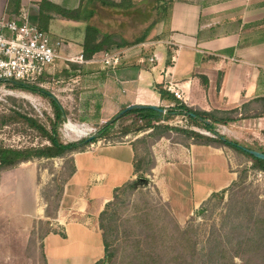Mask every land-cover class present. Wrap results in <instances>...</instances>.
<instances>
[{
  "label": "crops",
  "instance_id": "1",
  "mask_svg": "<svg viewBox=\"0 0 264 264\" xmlns=\"http://www.w3.org/2000/svg\"><path fill=\"white\" fill-rule=\"evenodd\" d=\"M8 2L0 0V18L7 17ZM163 2L167 5L163 13L165 48L150 54H157V61L150 63L147 58L143 64L133 56V63H123L126 49H122L115 52L120 55L117 69L102 67L99 60L103 52L96 53L75 71L70 65L78 64H67L62 58L47 69L45 74L58 76L60 82L62 71L78 73L70 78L78 86L73 84L68 90L76 94V118L80 124L93 125L91 108L100 106L102 112L106 104L105 112L98 118L107 119L108 114L116 112L119 100L125 105L168 106L171 103L160 99L153 89L155 83L163 88L174 84L182 94L180 101L205 111H241L249 102L250 106L259 107L253 100L264 96V0H163L159 9L164 8ZM96 5L108 7L99 0H82V9L92 10L93 14ZM39 6L44 15L52 17L46 23L43 14L39 18ZM79 6L81 0H20L18 12L61 39L66 44L60 52L64 57L69 52L82 51L84 32L71 39L59 33V28L81 23L84 28L79 29L85 31L87 20H71L60 13L76 11ZM130 65L134 66L129 70L130 77L124 79L118 70ZM248 121L264 130V108L260 117L229 124ZM152 150L155 166L149 185L155 186L179 223H185L213 193L237 180L238 171L221 147L186 146L162 138ZM71 157L74 171L64 183L54 217L46 215L44 169L27 161L0 173V230H7L8 248L3 251L0 246L4 261L24 263L32 238L38 247L42 245L44 264H94L104 257L99 215L117 187L137 178L133 146L130 141L92 142ZM46 227L52 231L39 240V232Z\"/></svg>",
  "mask_w": 264,
  "mask_h": 264
},
{
  "label": "trees",
  "instance_id": "2",
  "mask_svg": "<svg viewBox=\"0 0 264 264\" xmlns=\"http://www.w3.org/2000/svg\"><path fill=\"white\" fill-rule=\"evenodd\" d=\"M160 1L162 2L163 0H157L158 3H161ZM99 2L102 6L120 9H127L132 6V0H122L119 3L106 0H99ZM19 4L20 0H9L6 18L9 19L12 16L19 18L22 16L18 12ZM163 6L164 8H160V10L164 12L167 5L164 3ZM43 12L44 9L42 6H39V18ZM60 15L71 20L84 19L89 22L93 16V11L82 9L81 0V8L79 6L76 11H64ZM42 16L43 19L45 18V23L52 18L49 14H43ZM88 22L85 26L81 44L82 54L86 60L91 59L99 52L111 54L133 44L143 42V36L134 41H126L122 38L117 39L113 33L103 32L96 25ZM36 25L40 29L47 31L46 26L39 25L38 23ZM80 65L71 64L70 66L73 69H77ZM133 67V65H130L129 67L121 68L118 70V74H122L124 79L125 77H130L129 70H132ZM107 68L117 69V65ZM45 75L33 82L23 81L29 84L30 87L14 84L11 80L3 82L12 87H18L47 96L45 93L38 91L42 89L38 88V86L41 87L44 83ZM153 89L157 92L160 99L171 103L167 108L162 106L166 109V113H159L152 109H133L126 112L119 119L111 122L110 120L114 115L128 106L123 104L122 100H119L116 112L108 114L109 117L107 119L109 121L98 129L94 134V139L92 141H82L80 145L78 143H63L57 131L56 121H51L48 127L41 124L36 118H31L18 112H15V118L13 116L1 115V127L8 125L9 119H17L18 122L23 121L28 129L36 131L41 140L46 142H42L37 146L25 147L0 144V173L34 158L69 157L70 166L68 173L63 183H57L56 185L57 192L53 196L56 202H49V198L46 195L48 201L46 215L54 217L59 206L64 183L74 171L73 159L71 157L73 152L83 149L100 138H104L105 140L113 137L122 139L128 134L136 135L140 132H146L130 141L134 150L133 166L137 178L117 187L114 190L113 198L106 203L99 215V227L101 229L105 254L102 259L94 264H105L106 257L110 258L107 264H264V213H255L251 209H247L248 212L241 213L243 217L238 220L239 222L230 221L228 225H225L224 229L214 228L206 238L202 249H198L197 228L190 220L182 226L167 210L165 203L157 207L146 199L147 196L141 199L143 203L141 206L136 205L132 217L121 218L119 209L124 205L122 198L126 194L138 192L141 189L140 187L148 182L145 175H150L155 166L150 146L160 138H167L172 143H180L186 146L189 144H201L218 148L228 147L245 155L251 161L254 169L264 172V160L249 155L242 150L241 146L244 145L237 141L229 140L215 131L216 124L227 125L240 119L262 116L264 96L253 100V102L259 104V107H252L249 102L247 105L242 106L241 111L237 108L205 111L186 105L160 84L155 83ZM49 100L54 107V115L57 121L61 120V110L50 97ZM106 107L107 104L104 105V108ZM189 113H193L194 116H191ZM176 115H185L191 124L211 131L214 136L204 135L190 127L168 124L167 121ZM128 117H133L130 124H123L122 122ZM205 120H208L209 123H206ZM117 126L119 128H116ZM141 143L147 144L142 155L138 152V144ZM248 148L264 152V149L260 147L249 146ZM150 156L151 158H149ZM241 180H243L242 175L238 172L237 180L231 186L220 192L213 193L205 204L211 203L216 199L221 201L224 193ZM53 181L56 182L57 180L53 179ZM50 204L53 205V211L49 209ZM50 231H52L50 227L41 230L38 234L39 240ZM32 235H34V231ZM30 241L33 242V238ZM39 247L40 255L44 259L42 245L40 244ZM235 258L238 261H235Z\"/></svg>",
  "mask_w": 264,
  "mask_h": 264
},
{
  "label": "rangeland",
  "instance_id": "3",
  "mask_svg": "<svg viewBox=\"0 0 264 264\" xmlns=\"http://www.w3.org/2000/svg\"><path fill=\"white\" fill-rule=\"evenodd\" d=\"M93 8L94 14L89 22L92 25H96L103 32L113 33L117 39L122 38L126 41H134L143 36V42L125 48L126 55L123 63H133L134 61L132 59L139 58L142 60L143 64H146L144 62L150 57V54L155 51L164 50L165 44L163 41L165 38L163 22L165 16L163 14L164 12L159 9L157 0H137L127 9L100 7V5H96ZM79 27L84 28L81 23H69L66 26H61L59 28V33L71 39L77 38L84 32V29L81 30ZM130 54H132L131 57L129 56ZM75 70L76 68L72 69V71ZM72 71H62L60 73V77L62 78L61 82L58 81V76L47 74L45 75L44 85H41V87L38 86V88H42L38 91L43 93L44 91L50 92L56 96L63 108V112H66H64L65 116H62L61 120L57 121L54 115V107L48 96H43L39 93L18 87H12L4 84V82H0V117L1 115L14 117L15 112H18L28 115L31 118H36L41 124L48 127L51 121H56L57 131L61 141L63 143H78L80 145L82 141L84 142L85 139L94 135L101 126L109 121V119L98 118L102 112H105L104 108L101 112L100 106H98L96 109L94 107L91 108L94 114L91 120L94 123L93 125H82L77 121L76 115L78 111L75 105L76 94H74V91L71 92L68 90L70 87L73 88V84L78 86L76 83H72L70 79L73 74H78ZM74 90H76L75 87ZM67 94L70 95L68 96ZM165 107L167 108V106ZM96 111L100 113L96 114ZM132 118L133 117H128L122 123L130 124ZM69 122L77 125L84 133L78 134L67 130L66 125ZM167 123L190 127L204 135L210 137L214 136L211 131L191 124L185 115H176L171 120L167 121ZM90 128H93L92 130L94 131ZM116 128H119V126ZM215 131L227 139L237 141L244 146L260 147L264 149V130L259 129L257 124H253L249 121L227 125L216 124ZM86 132L88 133L86 134ZM144 133L146 132H140L136 135L128 134L122 139L113 137L105 140L104 138H100L95 142L100 144L124 143L132 141ZM42 142L45 143L46 141H42L36 131L28 129L23 121L18 122L17 119H9L8 125L0 126V144L13 147H25L37 146ZM156 142L150 146V152H153L152 147ZM146 146L147 144H138L139 154H144V148H146ZM223 149L229 155L232 167L241 173L243 180L229 188V190L224 193L221 201L216 199L211 203L203 204L198 211H195L189 216L187 221L190 220L197 228L198 249L204 247L206 238L214 228L224 229L225 225H228L230 221L239 222L238 220L243 217L241 213L244 214L247 209H251L255 213H264V172L254 169L251 165V161L242 153L228 147H223ZM149 158H151V156ZM68 159L69 157L65 156L34 158L30 160L31 164H35L38 168L45 170L44 173L47 177V181L43 189V196L46 201L47 195L49 202H56V200L53 199L54 194L57 192L56 185L57 183H63L68 173L70 166ZM145 176L148 179L147 184L140 187L141 189L138 192L126 194V196L122 198L124 200V205L119 209L121 218L132 217L136 205L141 206L143 204L141 199L146 196V199L157 207L165 203L167 210L175 218L168 203L163 201L155 186L149 185L150 175L147 174ZM53 179L57 181L54 182ZM52 208L53 205L50 204L49 209H51V211H53ZM185 223L180 224L184 226ZM39 226L43 227L41 224ZM6 231V229L0 230V246L2 245L3 251L8 249L5 246ZM25 256L27 259H24V263L22 264H44V259L40 255V249L35 239H33V242H28ZM3 257L5 260L8 258L6 254H4ZM235 261H238V259L235 258ZM0 264H9V261H4V259L0 258Z\"/></svg>",
  "mask_w": 264,
  "mask_h": 264
},
{
  "label": "built area",
  "instance_id": "4",
  "mask_svg": "<svg viewBox=\"0 0 264 264\" xmlns=\"http://www.w3.org/2000/svg\"><path fill=\"white\" fill-rule=\"evenodd\" d=\"M65 46L61 39L54 38L36 24L30 23L24 16L0 18V79L33 82L43 76L57 58H62L67 64L87 62L82 51L69 52L62 57L60 52ZM157 60V54L148 58L150 63ZM99 62L103 68L116 66L120 62V55L103 53ZM165 89L176 98H182L181 92L174 84L169 83Z\"/></svg>",
  "mask_w": 264,
  "mask_h": 264
},
{
  "label": "water",
  "instance_id": "5",
  "mask_svg": "<svg viewBox=\"0 0 264 264\" xmlns=\"http://www.w3.org/2000/svg\"><path fill=\"white\" fill-rule=\"evenodd\" d=\"M5 80L0 79V82H3ZM14 84L17 85H21L24 87H30L29 84L24 83V82H19V81H13ZM44 93L50 97L59 107V109L62 112V116H65L64 112H63V108L61 106V104L59 103L58 99L56 98L55 95H53L50 92H45ZM133 109H152L155 110L159 113H166V109L164 107L158 106V105H154V104H138V103H134V104H130L127 107H125L124 109L120 110L110 121H115L117 119H119L121 116H123L126 112L131 111ZM191 116H194L193 113H189ZM206 123H209L208 120H205ZM94 139V135H91L90 137H88L87 139L84 140V142L86 141H92ZM242 150L245 151L246 153H248L249 155H252L258 159H262L264 160V152L258 151L256 149H252V148H248L245 146H241ZM110 258L106 257L105 259V264H107L109 262Z\"/></svg>",
  "mask_w": 264,
  "mask_h": 264
},
{
  "label": "bare ground",
  "instance_id": "6",
  "mask_svg": "<svg viewBox=\"0 0 264 264\" xmlns=\"http://www.w3.org/2000/svg\"><path fill=\"white\" fill-rule=\"evenodd\" d=\"M67 130L74 132V133H78V134H83L84 131L81 130L79 127H77L75 124H72L71 122H69L67 125Z\"/></svg>",
  "mask_w": 264,
  "mask_h": 264
}]
</instances>
